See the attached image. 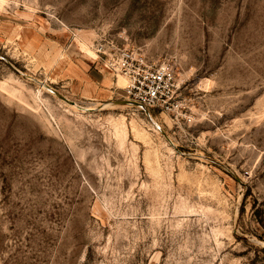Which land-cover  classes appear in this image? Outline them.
<instances>
[{"label": "rangeland", "instance_id": "obj_1", "mask_svg": "<svg viewBox=\"0 0 264 264\" xmlns=\"http://www.w3.org/2000/svg\"><path fill=\"white\" fill-rule=\"evenodd\" d=\"M107 43L172 65L192 122ZM0 264H264V0H0Z\"/></svg>", "mask_w": 264, "mask_h": 264}, {"label": "built area", "instance_id": "obj_2", "mask_svg": "<svg viewBox=\"0 0 264 264\" xmlns=\"http://www.w3.org/2000/svg\"><path fill=\"white\" fill-rule=\"evenodd\" d=\"M96 52L100 64L117 79L122 78L126 97L140 109L158 110L175 122L192 118L184 113L179 99L176 70L170 64H158L138 50L118 47L114 44H98Z\"/></svg>", "mask_w": 264, "mask_h": 264}, {"label": "bare ground", "instance_id": "obj_3", "mask_svg": "<svg viewBox=\"0 0 264 264\" xmlns=\"http://www.w3.org/2000/svg\"><path fill=\"white\" fill-rule=\"evenodd\" d=\"M123 85H124V84H123V82H122V88H121V89H123V88H124V86H125V85H124V86H123ZM165 116H167V115H165Z\"/></svg>", "mask_w": 264, "mask_h": 264}]
</instances>
